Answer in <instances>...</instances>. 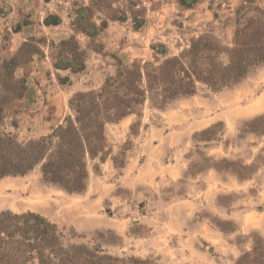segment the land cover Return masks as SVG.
<instances>
[{
  "label": "rangeland",
  "instance_id": "374dc122",
  "mask_svg": "<svg viewBox=\"0 0 264 264\" xmlns=\"http://www.w3.org/2000/svg\"><path fill=\"white\" fill-rule=\"evenodd\" d=\"M258 9L264 0H0V66L17 58L13 78L0 70V90L21 88L0 130L21 144L49 135L73 113L72 97L98 91L120 63L144 72L187 61L199 38L223 47L226 63L239 14ZM104 132L83 190L45 180L37 165L0 178V212L38 213L68 243L149 264H236L264 244V61L220 90L149 92ZM128 161L151 176L123 184L117 164Z\"/></svg>",
  "mask_w": 264,
  "mask_h": 264
},
{
  "label": "trees",
  "instance_id": "16d2710c",
  "mask_svg": "<svg viewBox=\"0 0 264 264\" xmlns=\"http://www.w3.org/2000/svg\"><path fill=\"white\" fill-rule=\"evenodd\" d=\"M189 5L197 0H179ZM244 8V6L242 7ZM241 8V9H242ZM239 14V26L226 63L220 60L223 47L213 38L194 43L188 60L167 58L159 66L120 63L117 72L95 92L78 93L70 100L73 113L46 136L25 144L0 130V178L24 175L40 166L45 180L69 192L85 187L87 160L104 153L107 145L105 125L133 112L147 93L156 91L164 98L192 95L198 82L213 90L238 82L251 68L264 61V9L246 19ZM135 19V27L144 23ZM240 19H245L240 26ZM246 23V24H245ZM17 58L3 61L0 70L13 78ZM8 91V90H7ZM0 90V123L4 109L21 88ZM123 167L124 164H117ZM0 264H149L133 257L104 254L99 247L66 242L57 225L35 212H0ZM236 264H264V244H255Z\"/></svg>",
  "mask_w": 264,
  "mask_h": 264
},
{
  "label": "crops",
  "instance_id": "0c3cea01",
  "mask_svg": "<svg viewBox=\"0 0 264 264\" xmlns=\"http://www.w3.org/2000/svg\"><path fill=\"white\" fill-rule=\"evenodd\" d=\"M134 163H135L134 161H131V162L128 161L120 169V172H121L120 177L122 179V183L127 185V186H129V185L131 186L133 183H137L138 180H140V179L142 180V178L144 176H147V178L151 176V171L146 169V167H145L146 165H141V166H139V168H134ZM103 164H105L107 166L110 165L106 161ZM176 168L179 169V167H176ZM135 169H137L136 170L137 174L134 172ZM131 172H133V174L129 175ZM104 195L107 196V193L105 192ZM105 196H103V197H105ZM100 197H102V196L100 194H98L95 198H93L92 202L93 203L94 202L95 203L100 202Z\"/></svg>",
  "mask_w": 264,
  "mask_h": 264
}]
</instances>
